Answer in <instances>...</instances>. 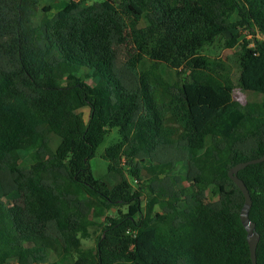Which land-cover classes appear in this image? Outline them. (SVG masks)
<instances>
[{
	"label": "trees",
	"instance_id": "16d2710c",
	"mask_svg": "<svg viewBox=\"0 0 264 264\" xmlns=\"http://www.w3.org/2000/svg\"><path fill=\"white\" fill-rule=\"evenodd\" d=\"M238 27L264 34V0H0V264H252L228 170L264 154V106L235 101L228 67L201 53ZM248 43L239 86L264 94V41ZM164 65L189 78L168 81ZM112 128L109 185L89 161ZM150 160L160 169L142 192L129 178ZM180 162L183 177L172 172ZM237 175L264 264V161ZM130 203L138 217L112 212ZM100 217L96 244L83 247Z\"/></svg>",
	"mask_w": 264,
	"mask_h": 264
},
{
	"label": "rangeland",
	"instance_id": "374dc122",
	"mask_svg": "<svg viewBox=\"0 0 264 264\" xmlns=\"http://www.w3.org/2000/svg\"><path fill=\"white\" fill-rule=\"evenodd\" d=\"M81 1L84 4H90L94 1H100V0H81ZM55 2H57V0H39V7L40 8L47 7ZM54 11L55 9L51 8L49 11L45 13V16L49 18L53 14ZM42 14L43 12L39 10L35 18V22L38 21V19L42 16ZM234 17L235 16L233 15L232 18ZM140 26H143V23H140ZM233 35H237V43L234 46L230 47L227 44V42L232 38ZM248 35H250V32L247 29L239 28V27L236 29V31H234V33H230V32L222 33L213 42L205 44L201 49V53L207 56H210V57L221 59L225 63V65L228 67L230 78L234 86V89L232 92V98L235 101H237L240 104H245L250 101H257V102H261L264 106V94L245 91L239 86V82H238L239 68H238V63H237V53L240 47L239 44L243 43L244 40H249L248 45L252 46L255 40L254 35L251 34L252 39H248ZM259 41H264V37L262 40L260 39ZM142 64L143 66H147L150 64V62L147 59H145ZM162 69H163L164 77L170 82L182 81L184 79L189 78L186 74L178 75L175 70H173L172 68H169L166 65H164ZM80 111L83 113L84 118H87L88 109L82 108ZM163 113H164L165 126L168 128H171L174 131V134H177L179 131H181L180 124L175 121L174 117L170 113V109L167 106H164ZM119 139H120V136H119L117 129L116 128L110 129L106 133L103 141L97 147L94 156L89 161L93 175L96 178L106 180L109 183V185H112L115 182L113 179H106V177L108 176V172H107L108 161L107 159L103 157V153L106 148L116 143ZM20 162H21V165L24 167L30 164V158L28 156V153L20 152ZM159 169H160V166L158 162L150 160L147 163H143L142 169L140 170V173H139L140 175L139 180H132L131 178H129V181L132 183L133 186L135 187L138 186V189L141 188L139 189V191L146 192V188H145L146 182L149 180L151 176L158 174ZM186 169H187L186 164L184 162H180L176 165L175 169L172 172L175 174H179L183 177L186 173ZM182 185L188 187L187 182L185 180H183ZM208 195H209V198L212 200L217 198L211 189L208 191ZM144 204H145V195L143 194L140 197L139 203H138L139 207L142 210L144 208ZM156 210H158L157 207H156ZM112 212L115 213L116 215H119V214H130V213L132 214L138 211L135 207V204L130 203L128 205L119 207L118 209L113 208ZM108 214H111V213L107 212L106 215ZM135 214H138L136 215L137 217L139 216V212ZM102 222H103V217L95 219V225L91 227V229L89 230V236L87 238L82 239L81 241L83 247H91L96 244L99 236L101 235ZM39 251H42V249L39 248ZM54 260H55L54 256H48L47 258L43 260L42 264H50ZM6 264H17V263L14 260H11L7 262Z\"/></svg>",
	"mask_w": 264,
	"mask_h": 264
},
{
	"label": "water",
	"instance_id": "95a60500",
	"mask_svg": "<svg viewBox=\"0 0 264 264\" xmlns=\"http://www.w3.org/2000/svg\"><path fill=\"white\" fill-rule=\"evenodd\" d=\"M264 161V154L260 157L249 159L247 161L239 162L233 165L228 170V177L238 187L243 195V205L239 212V218L247 233V242L249 245L250 258L252 264H257L256 247L259 240V234L255 232V224L249 219L248 212L251 206V197L244 182L238 177L239 170L245 168L249 164L259 163Z\"/></svg>",
	"mask_w": 264,
	"mask_h": 264
},
{
	"label": "built area",
	"instance_id": "2783aa9c",
	"mask_svg": "<svg viewBox=\"0 0 264 264\" xmlns=\"http://www.w3.org/2000/svg\"><path fill=\"white\" fill-rule=\"evenodd\" d=\"M251 34L252 35H254V39H256V40H262L263 39V37H264V34H260L257 30L254 32V34L253 33H250V35H248V39H252V36H251ZM251 42V41H250Z\"/></svg>",
	"mask_w": 264,
	"mask_h": 264
}]
</instances>
